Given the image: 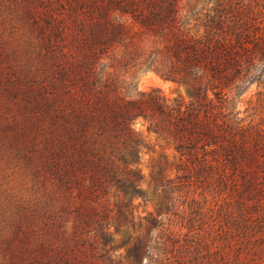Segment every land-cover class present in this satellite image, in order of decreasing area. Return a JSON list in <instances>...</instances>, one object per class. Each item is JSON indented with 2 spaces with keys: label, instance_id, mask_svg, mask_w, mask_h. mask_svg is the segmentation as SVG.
<instances>
[{
  "label": "trees",
  "instance_id": "obj_1",
  "mask_svg": "<svg viewBox=\"0 0 264 264\" xmlns=\"http://www.w3.org/2000/svg\"><path fill=\"white\" fill-rule=\"evenodd\" d=\"M199 2L106 0L97 19L81 23L83 38L74 37L81 56L56 69L44 156L68 201L73 176L89 175L80 189L85 200L51 210L56 218L43 225H17L3 239L1 264H168L155 255L166 253L169 245L176 251L182 243L162 213L175 209V195L196 182H214L230 192L238 207L235 224L244 248L252 251L244 257H262L264 235L254 237L253 232L256 227L261 231L262 224L250 222L246 213L264 204V130L238 117L231 92L240 88L241 72L250 70L257 55L264 60V1L256 2V11L243 0H205L197 8ZM117 10L126 17L115 19L111 13ZM133 55L146 70L184 86L189 100L169 98L158 88L137 91L132 75L117 69V63ZM138 119L174 151L178 180L163 185L158 216L149 213L136 222L126 202L111 206L110 194L114 189L117 195H144L137 164L153 144L141 138ZM167 161L162 154L160 171ZM192 192L189 206L194 209L196 196L203 193ZM65 216H73L71 223H65ZM112 222H117L113 232ZM193 222L190 218L188 228ZM137 226L145 231L135 234ZM119 232L123 238L118 241L114 235ZM120 246L126 252L115 259ZM196 250L191 260L199 264ZM240 254L235 259L243 263Z\"/></svg>",
  "mask_w": 264,
  "mask_h": 264
},
{
  "label": "rangeland",
  "instance_id": "obj_2",
  "mask_svg": "<svg viewBox=\"0 0 264 264\" xmlns=\"http://www.w3.org/2000/svg\"><path fill=\"white\" fill-rule=\"evenodd\" d=\"M105 1L0 0V264L3 239L13 235L17 225L24 221L35 226L43 225L56 218L57 213L52 214L51 210L56 212L61 205L69 203L73 208L85 200L80 189L82 186L86 188L89 175L77 173L73 176L68 201L63 196L66 188L55 180L47 166L48 156L44 154L51 133L50 104L58 63L68 67L74 58L81 56L74 37L82 40L81 23L90 24L97 19V9ZM204 1L200 0L196 7H201ZM263 1L243 0L251 2L254 7H257L256 2L260 4ZM111 15L117 20L126 17L118 10ZM136 57L128 56L117 63V69L121 75H132L137 91L158 88L169 98L182 95L186 101L189 100L184 86L164 79L153 70H146ZM249 67L250 70L241 72L244 80L239 84L240 88L231 92L232 103L238 117L245 123L264 130V60L257 55ZM236 83L239 82L236 80ZM135 127L141 138L153 144L151 150L144 151L137 164L143 175L138 187L144 195H117L112 189L110 202L112 207L116 201L126 202V209L139 222L149 213L158 216L163 185L169 179L173 183L178 179L174 151L156 141L142 119L136 121ZM162 154H167L168 161L160 171ZM189 190L190 194H186ZM194 190L203 196H196L198 205H193L195 213L191 214L194 209L190 208L189 200ZM226 191L214 182H196L176 194L179 199L176 208L162 213V217L166 225L179 231L176 236L180 238L182 247L174 251L169 245L168 251L159 257L155 255V259L168 264H178V261L180 264H197L191 259L198 248L199 264H240L241 259L239 262L235 259L239 252H242L243 261L246 260L241 264H264V253L262 257H244L250 248H244V237L235 224L238 207L228 196L230 192ZM249 211L246 214L251 216L250 222L255 220L254 223L262 224L261 231L253 228V232L256 231L254 237L263 236L264 204L259 211L252 208ZM72 217L66 219L65 216V223H71ZM190 218L194 224L188 228ZM115 223L111 224L112 232ZM137 227L135 234L145 231L144 226ZM114 237L119 241L123 233L119 232ZM125 252L126 246H120L113 256L117 259ZM206 254L210 255L207 257ZM148 264L160 263L154 260Z\"/></svg>",
  "mask_w": 264,
  "mask_h": 264
}]
</instances>
